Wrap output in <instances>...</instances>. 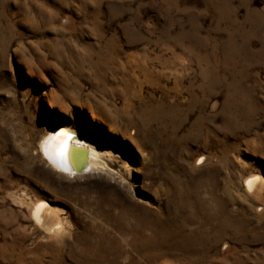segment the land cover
<instances>
[{"label":"rangeland","instance_id":"1","mask_svg":"<svg viewBox=\"0 0 264 264\" xmlns=\"http://www.w3.org/2000/svg\"><path fill=\"white\" fill-rule=\"evenodd\" d=\"M0 264H264V0H0Z\"/></svg>","mask_w":264,"mask_h":264},{"label":"bare ground","instance_id":"2","mask_svg":"<svg viewBox=\"0 0 264 264\" xmlns=\"http://www.w3.org/2000/svg\"><path fill=\"white\" fill-rule=\"evenodd\" d=\"M96 143L97 141L91 136L79 131L52 129L42 138L40 147L55 168L77 177L83 176L86 171L99 166L100 159L99 152L95 147ZM257 180L252 177L247 179L248 189L252 190L258 182ZM32 209L33 216L40 224L49 225L50 218L53 216L50 215L51 207L48 203L40 201Z\"/></svg>","mask_w":264,"mask_h":264}]
</instances>
